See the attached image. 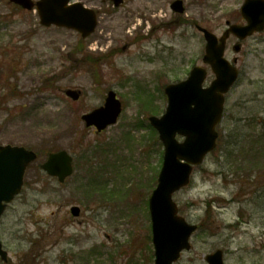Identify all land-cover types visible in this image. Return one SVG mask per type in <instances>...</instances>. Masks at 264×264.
Masks as SVG:
<instances>
[{
    "label": "rangeland",
    "instance_id": "obj_1",
    "mask_svg": "<svg viewBox=\"0 0 264 264\" xmlns=\"http://www.w3.org/2000/svg\"><path fill=\"white\" fill-rule=\"evenodd\" d=\"M77 1L97 12L86 38L0 0V145L39 154L0 219L8 253L0 264H154L148 199L163 145L148 118L164 113L167 84L204 66L196 27L219 35L226 20H240L244 2L181 0L177 13L173 0ZM225 56L240 57V74L225 95L217 147L173 194L179 214L198 225L174 264H208L217 249L224 264H264V32ZM213 77L207 68L205 85ZM67 89L80 90V99ZM108 90L122 110L96 132L81 115L102 105ZM58 150L73 156L74 173L63 183L39 168Z\"/></svg>",
    "mask_w": 264,
    "mask_h": 264
},
{
    "label": "water",
    "instance_id": "obj_2",
    "mask_svg": "<svg viewBox=\"0 0 264 264\" xmlns=\"http://www.w3.org/2000/svg\"><path fill=\"white\" fill-rule=\"evenodd\" d=\"M69 1L10 0L27 10L35 7L43 26L65 27L87 37L96 27L95 12L80 2L69 4ZM112 1L118 6L123 0ZM170 7L178 13L184 11L181 0H175ZM241 11L247 24L230 25L220 38L198 26L206 40L202 60L211 66L215 74L211 84L203 87L206 70L201 66H194L185 80L165 87L168 98L165 113L159 118H149L164 146L157 185L149 198L154 264H173L182 250L190 248L189 237L197 228L178 215L177 204L172 195L189 183L193 167L200 165L216 146L218 134L215 126L221 120L224 93L237 78V69L223 56L228 33L232 32L242 39L264 27L263 0H246ZM234 49L239 50L238 46ZM65 93L73 100L80 96V92L76 90L68 89ZM120 111V101L113 91H109L104 105L82 115V119L87 126L94 125L100 131L115 123ZM177 134L184 137L183 141L176 139ZM35 159L36 153L23 146L0 145V218L6 204L21 191L25 170ZM41 168L49 176L57 177L59 182H63L73 172L72 157L65 150L49 153ZM71 213L79 215V207L73 206ZM0 258L7 261V252L1 241ZM206 260L209 264H223L221 250L208 254Z\"/></svg>",
    "mask_w": 264,
    "mask_h": 264
},
{
    "label": "flooded vegetation",
    "instance_id": "obj_3",
    "mask_svg": "<svg viewBox=\"0 0 264 264\" xmlns=\"http://www.w3.org/2000/svg\"><path fill=\"white\" fill-rule=\"evenodd\" d=\"M264 1V0H263ZM258 14H260L259 12H258ZM257 14V15H258ZM237 17L240 19V20H238L237 22H232L233 24H235V25H240V26H244V25H246V23H247V21H246V19L244 18V16H243V14H242V11H241V7L239 8V10H238V14H237ZM231 22H229L228 20H226L225 21V27H224V30H222L221 31V33L219 34V35H217L218 37H221L224 33H225V31L226 30H228V28H229V26H230V24H232ZM262 32H264V28L261 30V31H254L251 35H248V36H246V37H244V38H239V37H237L235 34H232L231 32H229L228 33V35H227V38H226V40H225V53H224V55H226V52H227V50L229 49V47L231 46V48H232V51L234 52L235 51V47H237L238 46V48H239V50H238V52H236L235 54H240V52H241V49H242V47L245 45V43L248 41V40H250V39H252L253 37H255L256 35H258V34H261ZM232 43V44H231ZM226 57V56H225ZM228 59V58H227ZM229 60V59H228ZM234 61V63H235V66H236V68H237V70H238V75L240 74V68H239V64H240V62H241V59H240V57H238V56H233L232 57V59L230 60V61ZM207 68L209 69V66H207ZM239 77V76H238ZM211 82V81H210Z\"/></svg>",
    "mask_w": 264,
    "mask_h": 264
},
{
    "label": "bare ground",
    "instance_id": "obj_4",
    "mask_svg": "<svg viewBox=\"0 0 264 264\" xmlns=\"http://www.w3.org/2000/svg\"><path fill=\"white\" fill-rule=\"evenodd\" d=\"M106 26L108 27V25H106ZM100 36H101V39L102 40H104L107 37V35L106 34H103V32L100 33Z\"/></svg>",
    "mask_w": 264,
    "mask_h": 264
}]
</instances>
